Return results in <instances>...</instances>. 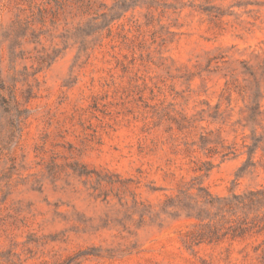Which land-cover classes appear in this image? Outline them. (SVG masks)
I'll use <instances>...</instances> for the list:
<instances>
[{
    "label": "rangeland",
    "instance_id": "rangeland-1",
    "mask_svg": "<svg viewBox=\"0 0 264 264\" xmlns=\"http://www.w3.org/2000/svg\"><path fill=\"white\" fill-rule=\"evenodd\" d=\"M0 264H264V0H0Z\"/></svg>",
    "mask_w": 264,
    "mask_h": 264
}]
</instances>
